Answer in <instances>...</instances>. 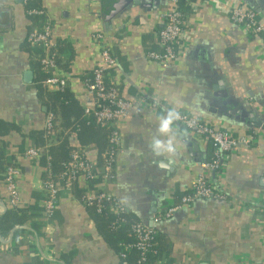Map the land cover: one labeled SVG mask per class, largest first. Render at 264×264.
<instances>
[{
  "label": "crops",
  "instance_id": "0c3cea01",
  "mask_svg": "<svg viewBox=\"0 0 264 264\" xmlns=\"http://www.w3.org/2000/svg\"><path fill=\"white\" fill-rule=\"evenodd\" d=\"M32 1L50 24L54 44L59 43V64L51 73L65 81L76 106L92 105L86 83L103 47L117 62L107 80L123 98L144 97L146 104L113 124L121 139L113 177L94 187L83 177L72 187L61 186L50 216H44L39 204L43 217H29L16 226L22 232L13 238L12 232L0 237V264H63L61 253H74L70 264H118L78 200L80 191L88 197L107 193L152 227L162 247L159 262L264 264V42L230 20L226 6L232 0H205L187 10L185 46L167 68L147 57L156 47L164 0H110L106 11L101 0ZM239 1L264 22V0ZM39 26L26 14L24 0H0V147L16 164L20 207L33 204L32 192L44 189L41 168L26 154L29 149L44 152L36 148L33 131L45 128L47 109L35 88V58L28 51L34 46L27 43L28 34ZM151 97L159 98L157 108L148 105ZM173 109L233 136L253 135L254 142L230 153L216 175L225 201L197 199L153 222L154 215L180 203L201 164L212 156L207 140L173 123L161 131ZM104 133L93 127L83 130L82 151L88 161L97 162L98 150L106 144ZM68 142L79 144L74 135ZM169 147L176 151L169 152ZM7 205L0 182V214ZM34 222L45 226L40 235L32 228Z\"/></svg>",
  "mask_w": 264,
  "mask_h": 264
},
{
  "label": "built area",
  "instance_id": "2783aa9c",
  "mask_svg": "<svg viewBox=\"0 0 264 264\" xmlns=\"http://www.w3.org/2000/svg\"><path fill=\"white\" fill-rule=\"evenodd\" d=\"M26 0H24L25 2ZM166 9L161 13L162 26L157 31L156 47L147 53V57L167 68L173 64L181 49L185 46L188 37L185 15L187 10H193L196 6L203 4L205 0H164ZM208 1V0H206ZM228 3V2H227ZM227 7V14L230 20L244 28L249 37L261 38L264 42V22L260 21L257 13L245 7L239 0H232ZM28 15H40L42 11L32 9L27 12ZM102 39L100 36H95ZM27 41L35 48L40 49L43 69L51 72L56 66L53 61V54L50 50L53 48L54 41L50 24L43 20L39 29L30 32ZM117 62L110 51L103 47L100 52V59L97 66L92 70L91 78L86 83V88L91 96L92 105L84 108L86 115H92L96 123L100 125L109 124L112 131L109 136V147L104 155V164L102 172L97 167L96 162L88 161L82 150L74 151L69 161L65 164V169L61 174V183L67 186L71 181L83 177L85 180L92 181L101 178V181L109 180L113 177L112 170L116 157L121 150L120 134L113 124L130 113H139L141 107L146 104L144 97H136L132 100L123 98L113 84L107 82L106 78L109 72L114 69ZM47 87L61 89L65 86V81L56 76H51L45 82ZM149 106L157 108L159 98H149ZM171 116V123L181 127L184 131L195 137L207 140L212 147L211 159L201 164V172L197 175L187 194L180 197V203L171 208L153 216V222H158L169 218L179 208L192 204L197 199H215L225 201L223 186L216 180V175L222 170L226 157L237 150L241 145L248 146L254 142L253 135L233 136L231 133L223 130H216L207 123L188 115L179 110L168 111ZM52 114H48L45 122V128L49 130L52 127ZM26 154L31 158H36L40 154L37 149H29ZM18 170L15 167H8L3 175V184L5 186L7 199L10 206H16L19 202L17 191ZM60 183V184H61ZM47 198L42 206V213L45 217L51 215L58 201V194L61 185L55 182L45 184ZM89 205H94L97 212L113 210L116 213H123L125 209L117 201L104 192H99L95 196H86ZM136 242L133 247L140 252V257L136 264H144L145 253L151 245L155 235V230L144 223L137 221L132 226ZM130 246H127V250ZM126 254L120 253L122 264H128L125 260ZM158 264H171L159 262Z\"/></svg>",
  "mask_w": 264,
  "mask_h": 264
},
{
  "label": "trees",
  "instance_id": "16d2710c",
  "mask_svg": "<svg viewBox=\"0 0 264 264\" xmlns=\"http://www.w3.org/2000/svg\"><path fill=\"white\" fill-rule=\"evenodd\" d=\"M32 2V0H26L24 2L26 14L29 10L39 9L38 7H34ZM28 17L31 21L37 24L44 20L40 15H28ZM27 43L30 45L28 41ZM58 44L59 43L56 42L50 50V54H53L55 66L59 64L57 56ZM28 51L29 53L32 52L35 58L33 71L35 74L34 82L37 95L40 96L47 109L46 115L52 114L53 116L52 127L49 130L44 128L42 130L33 131L35 133V139L37 137L35 142L36 148H42L44 152L40 153L38 157L30 159V161L37 163L41 168L40 179L43 181L44 186L52 181L66 187L61 183V174L64 171L65 164L69 161L71 154L76 150L83 149L84 143L81 141L83 130L85 128L93 127L99 128L105 132L106 144L98 150V160L96 162L97 167H103L104 155L109 147L108 140L112 127L109 124L100 125L96 123L92 115H86L84 108L74 104L73 98L68 92L66 86L56 91H49L46 88L45 82L52 76V73L43 69L41 58L38 57L41 53L40 49L29 47ZM91 74L89 78H91ZM107 82L109 81L107 80ZM73 135L78 139V146H71L68 142L69 137ZM20 152H25V149L21 148ZM15 166L16 164L11 162V158H8L6 152L0 147V182L2 184L4 179L3 175L6 169ZM76 181L77 179L71 181L67 186H74ZM99 181H101V178L92 181L86 180V183L89 187H94ZM83 192L80 191L77 198L89 213L97 233L109 243L110 247L117 255L118 264H122V259L120 258L121 252L126 254L125 260L128 264H136L140 257V252L137 248L133 247V244L136 242V237L132 231V226L138 220L126 212V210L123 213H116L113 210L97 212L94 205H89L87 203L86 196ZM31 198L34 203L29 206L20 207L18 205H7L8 208L3 210L0 214V237L6 239L12 232L13 238L16 234L22 232L21 230L14 229L16 226L25 224L29 217L40 218L42 216L39 209L43 206V203L47 198L45 187L42 192H32ZM43 227L45 226L42 222H34L32 226L33 230L39 235L40 230L41 228L43 229ZM159 242V236L155 231L151 245L145 253L144 264H158V255L162 251ZM127 246L130 247L125 250ZM72 255H74V253H61L59 254L58 260L63 264H70L68 259L70 258L71 260Z\"/></svg>",
  "mask_w": 264,
  "mask_h": 264
},
{
  "label": "clouds",
  "instance_id": "9594fccd",
  "mask_svg": "<svg viewBox=\"0 0 264 264\" xmlns=\"http://www.w3.org/2000/svg\"><path fill=\"white\" fill-rule=\"evenodd\" d=\"M169 124H171V116L169 117V119L164 121V123L162 124V127H161V131H166L168 129ZM157 146H159V142H157ZM168 151L174 153L176 150L169 147Z\"/></svg>",
  "mask_w": 264,
  "mask_h": 264
},
{
  "label": "water",
  "instance_id": "95a60500",
  "mask_svg": "<svg viewBox=\"0 0 264 264\" xmlns=\"http://www.w3.org/2000/svg\"><path fill=\"white\" fill-rule=\"evenodd\" d=\"M124 3H126L127 0H123ZM101 4H102V10L106 11L108 10L112 5L110 3V0H101Z\"/></svg>",
  "mask_w": 264,
  "mask_h": 264
}]
</instances>
